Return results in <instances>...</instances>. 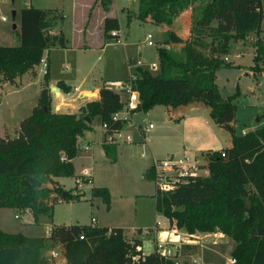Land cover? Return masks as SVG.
<instances>
[{
  "label": "trees",
  "instance_id": "obj_1",
  "mask_svg": "<svg viewBox=\"0 0 264 264\" xmlns=\"http://www.w3.org/2000/svg\"><path fill=\"white\" fill-rule=\"evenodd\" d=\"M110 3L99 0L103 10ZM192 4L187 38L182 40L172 31L163 36L162 44H181L178 52L158 46L156 73L134 69L132 85L139 103L131 112L146 111L156 104L176 107L200 102L208 107L209 118L229 133L231 145L205 154V176L171 192L155 193L154 208L188 234L219 231L231 238L234 262L226 264H264V124L236 134L234 99L239 89L235 86L230 95L222 96L215 82L216 71L229 67L223 55L230 42L251 34L255 41L249 69L253 74L264 71V42L259 39L264 0H138L136 18L170 25ZM18 14L14 32L19 43L0 45V84H12L16 76L32 73L45 49L65 46L60 28L51 32L62 20L60 11L27 6ZM101 28L109 36L110 30L118 29V22L105 17ZM43 78H48L47 68ZM57 86L69 91L60 82ZM97 94L98 99L85 103L78 113H57L50 110L47 89H43L30 113L19 121L16 136L0 138V207L26 209L35 222L39 215L50 214L54 202L79 197L66 191L62 195L63 189L51 178L73 176L76 139L90 128L91 120L111 128L119 126L111 120V114L122 106L119 93L101 86ZM102 148L114 161L111 145L102 143ZM146 176L152 177L149 170ZM91 193L108 207L110 195L105 187H92ZM46 240L61 245L64 264H174L156 247L143 254L140 240L127 239L120 227L92 223L55 224L46 237L0 229V264H51L41 254Z\"/></svg>",
  "mask_w": 264,
  "mask_h": 264
},
{
  "label": "rangeland",
  "instance_id": "obj_2",
  "mask_svg": "<svg viewBox=\"0 0 264 264\" xmlns=\"http://www.w3.org/2000/svg\"><path fill=\"white\" fill-rule=\"evenodd\" d=\"M71 0H31V4L39 7L57 6L62 11L63 18L60 21L63 26V32L66 39H70L71 34ZM24 4L28 0H5L3 3L5 8L0 11V15L5 17V20L0 19V23L4 28L11 32L12 23H15L11 18V10L19 4ZM138 6L137 0H114L112 7L118 15L120 27L125 33V45L115 43V39L111 36H102L97 34V30L92 31V41H99V46L89 49H71L66 50L64 54L57 52L56 60L53 66V72L56 76H68L75 80L71 85H79L82 89L89 86L90 83H104L108 87L119 93L121 99H125V94L118 90L117 84L125 82L130 73L134 72L136 67L135 62L141 61L142 68L151 73L158 71L156 47L159 45L161 37L160 28L152 23L139 21L138 18L131 15L128 17L127 11H136ZM192 5H188L180 13L178 18L177 31L180 35L189 26V16ZM261 32H264V22L261 23ZM188 32V31H187ZM151 35L153 45L148 46L143 42L145 34ZM183 36H187L184 33ZM245 39H251L254 43L255 36L252 34ZM81 40V39H80ZM101 43L104 45L101 47ZM235 46L237 44L231 42L229 45V54H235ZM179 44L171 46V50L178 52ZM251 50L246 46L244 54L239 59L243 65L250 60ZM226 61V60H224ZM234 62L237 60L234 59ZM154 63V67H150L149 63ZM77 67V70H75ZM241 69L234 67H221L217 72V81L221 84V92L228 94L233 91L235 82L241 84L243 95L234 99L236 104L234 112V130L239 134L241 130L255 129L264 124V77L260 84L254 78L245 75L240 77V81L236 78ZM41 70V69H40ZM23 74V73H22ZM21 74V75H22ZM40 74V71H38ZM24 77V76H23ZM85 78V82L81 83L80 79ZM237 80V81H236ZM32 83L27 87L26 92L34 93L38 87V78L33 77L30 80ZM107 82V83H105ZM7 91V90H6ZM52 92V91H51ZM21 92H10L7 98L11 101L20 99ZM203 119L208 116V112L200 115ZM167 114L163 106L153 105L146 111L137 109L132 112L131 122L145 126L152 123V129L134 132L128 128L134 141L131 144L117 143L115 149V161L112 162L109 157L98 152L94 157L92 164V185L94 187H105L112 200V207L108 210L99 196H94L89 189H84L83 194L77 191L72 186L74 181L71 177L63 176L60 180L64 190L70 195L79 194L77 199L61 200L53 203L51 214L39 215L34 222L33 219L26 214L16 217L13 209L0 208V227L7 232L22 230L23 234L45 237L48 234V227L55 223H89L90 217L96 219L98 225L102 224H119L124 228L126 233H135V236L142 239V248L149 249L152 245V226L155 219L168 223L167 220L156 214L154 209V184L150 177L146 176L144 169L145 162H150L152 158L161 159L167 155L173 157H188L195 158L198 162L205 164L204 156L209 151H199L192 154L193 150L198 149L203 145V136L185 124L178 126L177 124L166 123ZM187 121V120H186ZM95 134H98V124L94 121ZM197 125V124H196ZM210 134H214L215 142L210 143L212 147L218 149L229 144V133L223 129H217V126L208 128ZM133 131V132H132ZM143 134V135H142ZM142 135V136H141ZM145 136L146 143L144 144L142 137ZM139 137L141 141L138 143L135 138ZM141 142V143H140ZM89 185L84 183V185ZM27 222V223H25ZM25 223V224H24ZM155 224V223H154ZM164 225V224H163ZM158 226V225H157ZM162 226V225H161ZM167 227V226H166ZM169 227V226H168ZM171 228V227H169ZM173 228V227H172ZM172 231H174L172 229ZM194 234V233H193ZM142 235V236H141ZM127 239L133 238L131 234H125ZM178 240L183 243H191L187 245V249L179 254L176 250H171L161 247L162 251L167 253V256L178 264H201L210 262L211 264H226L231 259L230 246L233 240L222 234L219 238L212 235L195 233L194 235L179 236ZM214 241V244H212ZM56 250L57 255L54 258L50 256V250ZM189 250V251H188ZM43 255L50 259L51 264H63V250L60 245H55L52 241L47 240L42 249Z\"/></svg>",
  "mask_w": 264,
  "mask_h": 264
},
{
  "label": "crops",
  "instance_id": "obj_3",
  "mask_svg": "<svg viewBox=\"0 0 264 264\" xmlns=\"http://www.w3.org/2000/svg\"><path fill=\"white\" fill-rule=\"evenodd\" d=\"M4 1L5 0H0V11H2L5 8V5L3 3ZM11 2L13 4L14 0H11ZM113 4H114V0H111V3L109 4L108 9L103 10L101 5L99 4V0H71L70 1V10H71L70 39L65 38L64 32H63L64 30H63V26L61 25V22H60V24H56L51 28V32H55L57 30V28H60V30L63 34V37L65 39V46L64 47H52V48L45 49L43 51V54H42V56L44 58L43 61L39 62L38 64L33 66V70H32L33 72L32 73L30 71H26L22 75L16 76L13 79L12 84H10L8 82H3L0 84V138H4V137L12 138V137L16 136L19 121L23 117L27 116L30 113L32 107L37 102L39 93L43 89H47V94L49 97L50 110L52 112H57V113H78L79 108L84 106L85 103L98 99V94H97L98 89L101 86L108 87L106 84H104V83H95V84L90 83L89 86H86L83 89L81 87H79V85H73L72 86L71 82L75 80V76H72L73 78H69L68 76H60V75L56 76V74H54V72H53V66H54L53 64L56 60V54H58L57 52H62L64 54V52H66V50L89 49L92 47H96V45L99 46L98 40H96V41L91 40L92 31H93V29H96L97 34H101L102 36H104L102 33L101 27H102L103 19L105 17H111V18H115L117 20L118 30L120 33V38H119L120 40H119V42L115 41V43H118V44H121L122 46H124L125 42H124L123 36L125 35V33H123V31L120 27V24L118 21V15L115 13L114 8L112 7ZM27 6H33V7H37V8L55 9V10L60 11V9L57 8V6L39 7V6L32 5L31 0H28V2H26L24 4H21L19 2V4L17 6H15L14 9L11 10V12L14 11V16L12 19H13V21H15V23H12L15 25V27L13 28L11 25L12 31L8 32L4 28V26L0 23V45L15 46L19 43L18 38L15 35L14 29L18 28V21H19L18 11H19V9L23 8V7H27ZM60 12L62 14V11H60ZM136 12H137V8H136V11H133V12L128 10L126 15L128 17H130L131 15L136 17ZM1 17H4V16L0 15V19H1ZM179 17H180V14L173 19V21L170 25H157L160 28V34H161V37L159 38L160 43L158 46H164L165 48H171V46L174 45L171 43L162 44L163 36H164V33L166 31H172L176 36L180 37L182 40L187 38V36H183L184 33L188 35V32H187L188 27L187 26H186L185 31L183 32V35H180V33H178V31H177L176 23L178 22ZM62 18H63V14H62ZM261 28H262V26H261ZM112 30H115V29H112ZM262 33H264V32H261L260 34H262ZM249 37H250V35H249ZM250 40L251 39L231 41V42H234L237 44V47L235 46V48H234L235 54L234 55L229 54V50H228V52L226 54H224L223 57H226V62L229 63V67L237 68V70L241 69L239 67H243V65L239 62V59L242 56V54H244V52L246 50V46H248V48L250 47V50H251L250 60L247 64H245L244 68L241 69V71L238 74V77L236 79L238 81H240L241 76L248 75L251 78L253 77L254 80L257 82V84L258 83L260 84L261 79L264 77V71H261L257 74H253L252 71L249 69L250 65L252 64L251 58H252L253 50H254L253 49L254 47H253L252 43L250 42ZM178 44H179V46L181 45L180 43H178ZM103 45H104V43H101V47ZM234 59H236L237 61L234 62L233 61ZM43 63L45 65H43ZM157 65H158V63H157ZM46 68L48 70V78L45 80L43 78V73H44ZM75 70H77V67H75ZM218 70L216 71L215 82L218 86L219 92L221 93L222 96L230 95L234 91V89L232 92H230L228 94H224L221 92V88H220L221 84H219V82L217 81ZM38 71H40V74H38ZM33 77L38 78V81H37L38 87L36 88V90L33 94L32 93L30 94L28 91L26 92V90H27V87L32 83L30 80ZM57 82H60L65 86H68L69 91L64 92L60 86H57ZM80 82L81 83L85 82V78L80 79ZM105 83H107V82H105ZM231 85H233L234 88H235V86H237L239 89L240 95H243L240 83L235 82L234 84L232 83ZM52 87H55L56 90H53ZM108 88H110V87H108ZM110 89L113 90L114 92H116L114 89H112V88H110ZM10 92H21L22 95H20L19 100L11 101L7 98V94H9ZM161 106H163V108L165 109L166 114H167L166 123L177 124L178 126H181V124L183 126L185 124H188L192 128L193 131H196V132H198V134L203 136V141H204L203 145L198 148L200 150H193L192 154L199 152V151H202V149H203V151H214V150H219L222 148H227L231 145V141H230V137H229V144L227 146L220 147L218 149L212 147V145L210 143L215 142V140H214L215 137H214L213 132H212V134H210L208 132V130H210L208 128H211V126L212 127L217 126V129H219L221 127L218 126L217 124H215L211 120V118H209V117H205V119L200 117V115L202 113H206L209 111L208 107L202 105L200 102H191V103H188L186 105H178L176 107H169V106H164V105H161ZM263 109H264V106H263ZM131 115H132V113H131ZM131 115H130V118H131ZM94 121L98 124V134L97 135L95 134L94 124H93ZM233 123H234V121H233ZM149 124L152 125V123H149ZM153 127L154 126L152 125L150 129H152ZM233 127H234V124H233ZM257 128H259V127H257ZM257 128L255 127V129H253V130H256ZM253 130L252 129L241 130L239 134H244L245 132L253 131ZM132 140L134 141L133 138H132ZM142 140L145 144L146 143L145 136L142 137ZM135 141L138 143L139 141H141V139L139 137H137V138H135ZM80 142L88 143L89 149L87 151L77 152V154L71 159V163L73 165V176H68V177H71L72 181H73L75 177H81L83 175L86 176V178L89 180L86 183H88L89 185L86 184L82 187V189L80 190V193L83 194L84 189H89L91 192L92 187H94V185H92L91 168H92V164L94 163L95 155L96 154L98 155V152H101L104 156H106L104 151H103V148H102L101 129L99 127V122L95 118L90 121V128L88 130H84L80 134ZM132 142L127 143V144H131ZM116 146H117V143L111 145V147L113 148L114 154H115L114 148ZM114 161H115V158H114ZM114 161H112V162H114ZM150 162L148 161V163L145 162V164H144V169L146 172L149 170ZM62 177L63 176L52 177L51 179L55 184L59 185L63 189V191H66L63 188V185H62L63 183L60 181V180H62ZM45 185L50 187L51 183L47 182ZM71 187H74L73 183H72ZM111 207H112V200L110 199L109 205L106 208L109 210ZM0 208L3 209V208H7V207H0ZM9 209H13V208H9ZM13 210H14L13 215H16L17 217H19L20 215L26 216V214L27 215L29 214V212L26 209H22V210L13 209ZM158 213L159 212L156 211V214H158ZM50 214H51V212H50ZM50 214H46V215L49 216ZM161 216L164 217L163 215H161ZM29 217L31 218V216H29ZM91 218H93V217H90V219ZM165 219L167 220L168 223L165 224L162 221L155 219L154 223L156 221H159L158 226H156L154 223L152 226H149V228L153 229V231H152V241L153 242H152V245L147 250L142 248V239H140V237L135 236V233L133 232V230L131 231V233H126L124 231V228L122 226H120L119 224H117V225H115V224L98 225L96 219H94L93 224H95L97 226H106L108 228L109 227H120L123 230L124 234H131V236L133 238H138L140 240V249L142 250L143 254H147L148 252L153 251L154 247H156L157 250H160L161 247H163V245H166V246H164L165 248L167 247V249H168V247H169V249H171V250L174 249V250L178 251L180 254L181 251L187 249L188 248L187 245L190 246L191 243L180 242L178 240L179 236L194 235L195 233H202V232H195L194 234H188L183 229L176 228L175 224H174V220L169 221L167 218H165ZM31 220H32V218H31ZM25 223H27V222H25ZM75 223L76 224H90L91 222H89V223L68 222V223H63V224L67 225V224H75ZM58 224H61V223H58ZM52 225H55V223L51 224V226ZM168 226L171 228H169ZM50 227H48L47 229L49 230ZM0 229L3 230L4 228L0 227ZM170 229H173L174 231H172ZM3 231H5V230H3ZM18 231H21L23 233L22 230L11 231V232L14 233V232H18ZM5 232H7V231H5ZM202 234L212 235V237H216V238H219L220 235H222V233L219 231H214V232H209V233L204 232ZM24 235H26V234H24ZM26 236H33V235H26ZM54 244L60 245L58 243H54ZM212 244H214V241ZM233 245H234V243H232V245L230 246V251H231ZM61 249H62V247H61ZM52 250H50V252ZM41 254L43 255L42 250H41ZM51 258H54V257H51ZM45 259L50 262V259H47L46 257H45ZM62 261L64 264L65 263L64 257L62 258ZM198 262H199V264H201L200 258H198ZM205 264H211V263L207 262Z\"/></svg>",
  "mask_w": 264,
  "mask_h": 264
},
{
  "label": "built area",
  "instance_id": "obj_4",
  "mask_svg": "<svg viewBox=\"0 0 264 264\" xmlns=\"http://www.w3.org/2000/svg\"><path fill=\"white\" fill-rule=\"evenodd\" d=\"M4 17H1V20H4ZM109 36L113 37L116 42H119L120 33L118 29L110 30L108 32ZM260 41L264 42V33L259 35ZM143 42L150 46L153 45L151 41V35L145 34L143 38ZM43 56L40 57L39 62L43 61ZM226 60V57H223ZM135 68H142V62L137 60L135 62ZM43 65H45L43 63ZM150 67H154V63H149ZM135 78L134 73H130L129 77L125 80V82H121L117 84V88L119 91L125 94V99L122 100V106L117 111L111 114L112 121H118V127H108L106 123L102 122L99 123V127L101 129V143L113 145L116 143H130L132 142V136L127 131L128 128L133 130L134 132H138L141 130L144 133L147 129L151 128V124H148V128L146 129L145 126L137 125L131 122V111L134 110L138 103V92L133 87L132 81ZM76 147L77 151H87L89 149L88 143L80 142V135L76 139ZM62 160L65 159L64 156L61 157ZM149 171L151 172V180L154 184V194L155 193H166L171 192L174 189L178 188L179 186L185 185L189 182H192L194 179L198 177L205 176L207 174V168L205 164L202 162H198L195 158H188V157H173L172 155H167L161 159H152L149 165ZM74 188L77 191H80L84 186V183L88 182L89 180L86 178L85 175L81 177L74 178ZM17 217V216H16ZM90 222L93 224L94 219L91 218ZM159 221L155 222L157 226ZM172 230V229H170ZM190 236V235H189ZM79 238H82V235H79ZM158 253L162 256L168 257L165 251L157 250ZM57 255L55 250L50 252V256L54 257ZM135 259L136 257H132ZM234 262V259H230L229 263ZM174 264H178L174 261Z\"/></svg>",
  "mask_w": 264,
  "mask_h": 264
},
{
  "label": "water",
  "instance_id": "obj_5",
  "mask_svg": "<svg viewBox=\"0 0 264 264\" xmlns=\"http://www.w3.org/2000/svg\"><path fill=\"white\" fill-rule=\"evenodd\" d=\"M13 16H14V11H12L11 12V18H13ZM12 27L14 28L15 27V25L14 24H12ZM52 89L53 90H56V88L55 87H52ZM85 119H86V121L87 122H89L90 120H89V118H87V117H84ZM62 195H66V192L65 191H62ZM245 205L247 206V207H249V202H248V200L247 199H245Z\"/></svg>",
  "mask_w": 264,
  "mask_h": 264
}]
</instances>
